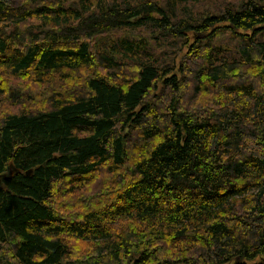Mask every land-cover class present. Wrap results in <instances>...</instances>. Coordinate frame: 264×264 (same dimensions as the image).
Masks as SVG:
<instances>
[{
    "label": "trees",
    "instance_id": "16d2710c",
    "mask_svg": "<svg viewBox=\"0 0 264 264\" xmlns=\"http://www.w3.org/2000/svg\"><path fill=\"white\" fill-rule=\"evenodd\" d=\"M0 175V264H264V0H0Z\"/></svg>",
    "mask_w": 264,
    "mask_h": 264
},
{
    "label": "water",
    "instance_id": "95a60500",
    "mask_svg": "<svg viewBox=\"0 0 264 264\" xmlns=\"http://www.w3.org/2000/svg\"><path fill=\"white\" fill-rule=\"evenodd\" d=\"M15 171V170H14ZM31 172L30 169H28L27 171H25L26 174H29ZM3 177V175H0V178Z\"/></svg>",
    "mask_w": 264,
    "mask_h": 264
},
{
    "label": "rangeland",
    "instance_id": "374dc122",
    "mask_svg": "<svg viewBox=\"0 0 264 264\" xmlns=\"http://www.w3.org/2000/svg\"><path fill=\"white\" fill-rule=\"evenodd\" d=\"M126 129H127V128H126ZM126 129H125V130H126ZM256 260H258V258H256ZM179 264H185V263H179Z\"/></svg>",
    "mask_w": 264,
    "mask_h": 264
}]
</instances>
